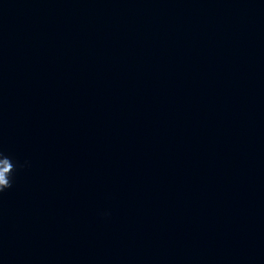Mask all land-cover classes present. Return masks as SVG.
<instances>
[{
  "label": "water",
  "instance_id": "95a60500",
  "mask_svg": "<svg viewBox=\"0 0 264 264\" xmlns=\"http://www.w3.org/2000/svg\"><path fill=\"white\" fill-rule=\"evenodd\" d=\"M0 151V264H264V0H0Z\"/></svg>",
  "mask_w": 264,
  "mask_h": 264
},
{
  "label": "clouds",
  "instance_id": "9594fccd",
  "mask_svg": "<svg viewBox=\"0 0 264 264\" xmlns=\"http://www.w3.org/2000/svg\"><path fill=\"white\" fill-rule=\"evenodd\" d=\"M12 162L11 157L0 151V192L12 186V176L15 170Z\"/></svg>",
  "mask_w": 264,
  "mask_h": 264
}]
</instances>
